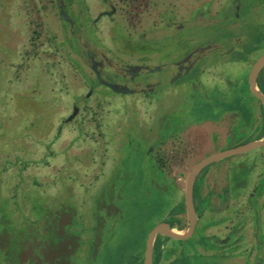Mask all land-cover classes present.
Returning <instances> with one entry per match:
<instances>
[{
	"label": "rangeland",
	"instance_id": "374dc122",
	"mask_svg": "<svg viewBox=\"0 0 264 264\" xmlns=\"http://www.w3.org/2000/svg\"><path fill=\"white\" fill-rule=\"evenodd\" d=\"M85 4L88 12L80 0L69 2L78 12L75 20L93 39L91 18L108 5L102 0ZM140 5L138 15L126 12L98 20L96 36L106 45L123 46L126 37L146 33V39L159 42L161 49L177 53L213 45L197 55L193 68L175 86L170 82L163 87L158 106L166 114L165 130L171 132L195 118L219 116V107L237 109L250 128L257 99L247 84L248 61L261 52L255 49L264 40V0H147ZM237 5L240 11L234 16ZM64 27L52 0H0V251H6L0 252V264H65L78 242L66 236L53 251L49 212L58 208L63 211L61 227L76 234L91 237L100 224L95 247H85L86 264H132L167 202L163 184L172 186L170 179L151 170L144 156L154 132L164 136L165 130L155 119L157 105L146 107L137 99L140 95H114L101 87L103 94L96 89L85 97L94 73L65 42ZM209 67L210 73L203 72ZM164 73L149 76L158 79ZM219 75L232 81L228 90L218 86ZM197 78L216 108L203 106L201 94L185 89L183 83ZM75 96L82 106L98 112L81 114L83 135L73 121L56 136ZM102 126L105 134L100 135ZM261 154L262 163L254 158ZM198 156H189L185 169L175 162V169L189 170ZM227 161L237 164L231 174L241 180L264 167V146L216 163ZM86 224L89 228L83 230ZM79 252L76 249L75 255Z\"/></svg>",
	"mask_w": 264,
	"mask_h": 264
},
{
	"label": "flooded vegetation",
	"instance_id": "af4514ba",
	"mask_svg": "<svg viewBox=\"0 0 264 264\" xmlns=\"http://www.w3.org/2000/svg\"><path fill=\"white\" fill-rule=\"evenodd\" d=\"M52 1L64 22L65 42L80 57V60L90 66L94 73L92 79L87 81L90 89L85 94V97H89L96 89L103 94L101 87H106L114 95H140L137 99L146 104V107L154 108L157 105L155 108L158 111L155 114V119L158 124L162 125L161 129L163 130L164 127L165 130L163 120L166 114L163 113V108L158 106L161 101L160 98L163 96V87H168L170 82L172 86H175L193 68L197 55L204 53L213 45L199 50L190 49L184 53H177L178 51L169 52L161 49L158 45L159 42L146 39V33L144 36L137 35L132 38H124L126 43L123 46H117V43L113 44V46L106 45L96 36L98 20L103 17L114 19L118 13L125 15L127 12L130 15H138L139 11L137 12V8L141 7V2L147 0H116L117 3L118 1L121 2V4L116 5L111 0H102L108 5V9L101 10L96 17L91 18L90 25L93 26V39L88 38L86 26L82 23H77L75 20L78 12L74 13L71 9L70 0ZM80 1L86 6L88 12L87 4H85L86 0ZM125 1H139L140 3H132L130 5V3H125ZM126 6L131 8L126 11ZM238 11H240V5L235 7L234 16L238 15ZM63 12L68 15V19L62 15ZM191 17L196 18V12L192 11ZM135 25L134 22L133 26ZM166 25H172L179 29L184 28L183 24L166 23ZM116 26L120 27L118 23ZM116 37L113 36V39L115 40ZM260 43L261 46L259 45L255 51L261 50V52L255 57H251L248 61L251 62L250 70L257 58L264 53V40ZM154 60L159 61L154 63ZM206 70L210 73V67L204 68L203 72ZM156 71H166V73H164L162 78H151L149 74ZM97 72H99L100 76H98ZM218 77L220 78L219 81H221L217 83L218 86L228 90L226 87L229 84L231 85L232 81L225 79L222 75ZM263 80L264 67L260 70L257 77L259 88ZM247 84L249 87L248 79ZM112 85L119 88L127 87L128 90L126 92L115 91L112 89ZM183 85L185 89L193 91L195 95H202L203 106L207 105L211 106V108H216L212 105L209 93L204 90V84L199 78L187 80ZM255 97L257 105L253 103L252 109L255 112L254 116L256 119L250 125V128L243 122L240 113L236 111L237 109L228 111L224 107H219V116L195 118L179 126L176 125L177 128L171 132L170 130H165L164 136L163 133L157 135L154 132L152 143L146 144L144 147V156L149 159L150 168L155 174L165 176L166 180L170 179L172 182V186L166 185L167 183L163 184L167 202L163 204V210L158 217L157 224L163 222L173 232H187L190 220L186 205V183L193 167L204 157L217 152L211 151L213 147L219 146L220 149L218 151H220L229 147V144H231V147H235L264 137V110L260 99L257 96ZM79 98L75 96L72 111L61 119L56 130V136L62 131L64 124L73 121H76L78 134L83 135L84 126L83 122L80 121L81 114L85 113V111L98 112L97 109L92 107L82 106L77 101ZM75 106L77 107L76 113L69 119ZM157 113L160 115L157 116ZM98 130L100 135L105 134L103 126L99 127ZM86 139L87 137L83 140ZM112 145L114 146V144ZM158 147L159 149H157ZM196 153L199 156L195 163L189 170H184L187 167L185 161L190 158L189 156H195ZM260 156L261 158L259 159L257 157L254 158L262 163L263 155L261 154ZM222 159L208 163L195 177L192 198L196 222L192 231L184 238L173 237L168 234H157L154 242L153 264H264V167H259L250 175L251 177L246 175L243 179L236 180L231 173H233V169L236 168L237 164L228 161L216 163ZM103 162H105L104 159H102ZM175 162H178L179 164L177 165L184 169L176 170ZM62 213L63 211L60 208L55 212H49L50 215L52 214L49 222L53 226L52 230L55 235L54 239H51V243L54 246L53 251L57 252L60 248L57 244L60 245L64 237H71L77 240L76 249L80 250V252L77 256L75 255L76 249H74L72 253H69L64 263L86 264L85 262L89 256L85 247L89 244L95 247L100 224L97 223L95 225L96 228L94 227V233L91 237L86 236L87 233L84 234L83 232L76 234L70 228L66 230V228L61 227L59 220ZM99 220L100 216L98 215L97 221L99 222ZM153 227L147 231L142 244L140 256L143 250V262L141 264H144L145 260L148 233ZM88 228L86 224L83 230ZM158 240L161 242L159 248L156 245ZM4 252L6 251L1 253ZM140 256L135 255L138 258L137 260L141 259L142 256ZM15 257L20 263L19 256ZM2 258L0 257V260ZM131 260L132 264H137L138 262L133 261L132 258ZM53 264H59V262L56 261Z\"/></svg>",
	"mask_w": 264,
	"mask_h": 264
},
{
	"label": "water",
	"instance_id": "95a60500",
	"mask_svg": "<svg viewBox=\"0 0 264 264\" xmlns=\"http://www.w3.org/2000/svg\"><path fill=\"white\" fill-rule=\"evenodd\" d=\"M62 15L66 19H68V15L65 12H63ZM263 67H264V53L261 54L257 58V60L254 62L250 70L249 76H248V83H249L250 91L260 99L262 106H263V110H264V92L257 85V77H258L260 70ZM97 74L98 76H100L99 72H97ZM112 89L115 91H121V92H126L128 90L127 87L119 88L114 85H112ZM76 110H77V107L75 106L73 114L69 117V119L72 118V116L76 113ZM230 145L231 144H229V147H227L226 149L214 152L204 157L190 171L187 177V183H186V205H187V210H188L189 220H190L188 231L185 233H177V232L170 231L168 226L166 224H163V222H160L157 225H155L151 229V231L148 233V237L146 241L144 264H153L154 242H155V238L157 234H168L173 237L184 238V237H187L192 231L193 226L196 222V215H195V209L193 205L192 192H193V183H194L195 177L198 174V172L210 162L220 160L227 156H230L236 153L245 152L253 148H256L258 146L264 145V137L251 140L245 144L238 145L235 147H231Z\"/></svg>",
	"mask_w": 264,
	"mask_h": 264
},
{
	"label": "trees",
	"instance_id": "16d2710c",
	"mask_svg": "<svg viewBox=\"0 0 264 264\" xmlns=\"http://www.w3.org/2000/svg\"><path fill=\"white\" fill-rule=\"evenodd\" d=\"M37 34H39V32L38 31H36V36H37ZM260 88L264 91V80H263V82H261V86H260ZM160 240H158V242L156 243V245H157V247L159 248V246H160ZM140 256V255H139ZM142 256V257H141ZM140 257H141V259L140 260H137L138 258L137 257H135V256H133L132 257V259H133V261H138L137 262V264H141L142 262H143V250H142V255H141Z\"/></svg>",
	"mask_w": 264,
	"mask_h": 264
}]
</instances>
